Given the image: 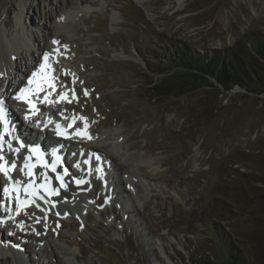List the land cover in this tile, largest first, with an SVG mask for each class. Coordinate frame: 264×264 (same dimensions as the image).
Here are the masks:
<instances>
[{
    "label": "rangeland",
    "instance_id": "1",
    "mask_svg": "<svg viewBox=\"0 0 264 264\" xmlns=\"http://www.w3.org/2000/svg\"><path fill=\"white\" fill-rule=\"evenodd\" d=\"M137 1L92 0L63 23L55 66L68 90L54 108L85 109L101 152L119 149L128 161L141 154L146 175L113 173L120 159L104 161L106 185L93 172L87 193L61 200L76 208L25 213L20 231L31 235L7 237L20 256L0 264H193L195 253L201 264H229V244L244 264H264V92L223 89L169 60L184 46L240 54L264 69L241 42L264 32V0ZM46 5L0 0V30L26 40L15 45L21 64L32 36L49 37L38 27ZM19 53L5 55L12 67Z\"/></svg>",
    "mask_w": 264,
    "mask_h": 264
},
{
    "label": "bare ground",
    "instance_id": "2",
    "mask_svg": "<svg viewBox=\"0 0 264 264\" xmlns=\"http://www.w3.org/2000/svg\"><path fill=\"white\" fill-rule=\"evenodd\" d=\"M47 1H48V5L44 6V9H43V12L41 15V21L44 24L42 25L41 23L40 24L38 23L39 24L38 27L42 28L44 34L48 35L49 37H48V39H46V37L42 36L43 37L42 40L39 41L38 36L37 37L32 36V42L34 44L35 49L29 50L30 52L28 51L29 52L28 54L30 55V58H29L30 62H29V60L27 62L25 60L24 63L21 64V58H23L24 56L26 57V55H24L23 52H21V51H20V53L17 52L18 48L15 47L16 42L23 44L26 40L23 37H18V36L16 38L19 40H17L16 42L10 38H8L10 40H7L6 39L7 35L5 36L4 32H2L0 30V49H1L0 50V74L5 71L3 76L0 75V98H2L5 101L8 100V104L13 102L12 100H10V95L16 93L15 91H17L21 85H24L26 83V80L28 81V84H29V80L33 79L32 74L35 70H38V69H39V71L43 70V68H41V64L45 63V61L49 62L50 60L54 61V59L57 60L60 58V57L56 58L57 56H59L58 50H59L60 56H61L62 45L65 44L66 39H67V33L61 29V26L63 25L64 22L68 21L70 15H73L74 13H77V12L79 13V12L83 11L84 7L92 4V0H56L57 3H55V5L53 6L54 0H47ZM100 1H101V3H104L103 2L104 0H100ZM184 1L185 0H179V4L182 6ZM137 2L141 3L142 1L138 0ZM17 7L14 6V9H16ZM4 12H5V10H4ZM1 15H2V13H1ZM70 17H72V16H70ZM49 19L52 21H48ZM110 19L112 21H114L113 23L118 22V20L114 19L113 16H111V18H109V20ZM47 21L50 22V24L47 25ZM51 22H52V24H51ZM2 25L4 27H7L8 23L2 20ZM12 52H16V54L12 53ZM17 53H19L20 56H15L14 65L12 67L11 64H12L13 57L7 58L6 56L7 55L10 56L11 54L17 55ZM45 54H47V57L45 56ZM2 59L4 60V62ZM7 62H10L11 70L10 69L6 70ZM46 68L48 69L49 72H51L53 74V71L49 66L48 67L46 66ZM50 76H51V74H50ZM52 98H53V96H52V91H51L46 96L45 103L50 104V100ZM14 101L15 102H13V107L15 109L14 108L13 109L16 110L22 116V119L25 121L26 129H23L24 132H25V130H27L28 134L31 133V135L37 136V140H39V137H41V136H46V139L48 141H52V143L54 145L60 144L61 146H63L66 141H70L71 144H74V143L80 144V148L84 149L85 155L83 157L82 156L77 157L76 155L72 157L73 162H75L77 160H78V162H82V164L78 167V169H81L80 171H82V168L86 169V167H84V165H83V161H85V159L87 158V154H89V153H91V154L99 153L100 154L101 149L97 146V144H95L92 141V138L94 136H92V134H90L88 129L84 130V133H86V135H88L86 137H80V134H77V130H79V128H83V127L85 128L86 120H81V121L77 122L76 124L77 125L79 124L78 127L75 126L71 130H65L64 129L67 121L62 122L61 119L54 120L53 125H52V123H46L45 122V123H41L40 127H37L36 124L39 120L38 117L32 116L31 119L25 120L24 114L26 112H29L30 109L28 108L26 110H22L21 107H22V103H24V102L19 103L16 99H14ZM54 101H55V103L58 102L57 96L54 97ZM38 105L40 108L42 107V105L40 103ZM17 106H18V108L16 109ZM56 107H58V106H56ZM14 110H13V114L15 115ZM69 115H71V114H69ZM67 117H68V115H67ZM59 118H62V117L59 116ZM57 124L60 125V130L63 131L65 133V135H57L56 134V125ZM50 127H51V129H52V127H54V129L51 130ZM94 127H95V123H93L91 125V128L93 130H94ZM79 132L81 133L82 131L79 130ZM20 135L24 136V134L21 132H20ZM25 145L27 146L30 144L25 143ZM24 149L25 148H22L20 153H24ZM118 152H119V149L113 148L110 150V152H107L106 155H105V153H103V155L110 161H113L114 158H117V160L120 159V162L116 163V165H115L117 170H115L113 173H116L119 171L118 173H122V174L124 173L125 174L126 172L131 170L132 172L136 173L139 176L146 175L144 173L145 170L143 168H140L139 163H138V161L141 162L143 160V158H141V160H138V158L140 159L141 154H136V156L134 157L135 160L128 161V160H124L125 159L124 157L118 158V156H117V155H119ZM103 155H101V156H103ZM135 161H137V162H135ZM105 168H103V169L105 170ZM72 175L77 177L79 181H81L84 177H86L85 172H80V173L77 172L76 175L74 173ZM0 179H5V176L0 174ZM101 179H104V178L101 177ZM105 182L107 183V181H105ZM134 182H137V180ZM52 183L55 185L56 188L58 186L61 188L63 183H66V182L61 181V183L59 182V185L56 183V181H53ZM67 183L71 187L81 188L80 185L78 186V183L72 181L71 179H68ZM130 183H131V181H130ZM9 187L11 188V185ZM52 190L54 191L53 192V200L51 201L49 199L48 200L49 202L57 201L58 197H63L64 199L65 198L72 199L71 198L72 195H70V193L64 192L62 189H60L59 193H57L55 189H52ZM124 190H126V189L124 188ZM57 194H58V196H57ZM112 196H113V194H112ZM49 197H51V195H49ZM80 198H82V197L78 196V199H80ZM68 206H72V205H70V203H69ZM8 230H11V228L6 229V231H8ZM0 238L3 241V232L1 229H0ZM1 243H3V245L0 244V255H3L4 253H7L11 250V247H9L8 244H5L4 241ZM3 247H5L6 250L3 249Z\"/></svg>",
    "mask_w": 264,
    "mask_h": 264
},
{
    "label": "trees",
    "instance_id": "3",
    "mask_svg": "<svg viewBox=\"0 0 264 264\" xmlns=\"http://www.w3.org/2000/svg\"><path fill=\"white\" fill-rule=\"evenodd\" d=\"M241 42L247 55L252 54L258 57L264 65V32L255 33L253 38L246 35ZM177 49L174 50L172 57L168 56L169 60L178 62L176 65L185 67L187 70L195 69V72H202L209 77H214L223 89L227 90L232 88L233 85H238L247 92L257 93L258 90L254 88V86H257L262 88L261 92H264V69L257 68L249 58H244L240 54L235 55L233 53L228 55L224 54L223 56L218 50H214L211 55H203L199 53L195 54L184 46ZM198 73H195V75H200ZM212 228L215 232L220 233L221 231L217 226H213ZM220 235L223 236L221 233ZM229 248V264H244L241 254L231 244H229ZM197 255L195 253L190 259L193 264H201L198 262L201 256L197 257Z\"/></svg>",
    "mask_w": 264,
    "mask_h": 264
},
{
    "label": "snow or ice",
    "instance_id": "4",
    "mask_svg": "<svg viewBox=\"0 0 264 264\" xmlns=\"http://www.w3.org/2000/svg\"><path fill=\"white\" fill-rule=\"evenodd\" d=\"M45 56L47 57V54H45ZM44 67H45V65L41 64V68H44ZM32 76H33V78H35L37 76V73L33 72ZM33 83H34V80L30 79L29 84L31 85ZM34 91H42V89L39 87L38 84H37V87L35 89L28 88V87L21 88L19 90V92L16 94V96L14 97V99H16V100L26 102V104L28 105V107L30 109V111L28 113H26L24 116L25 120L31 119L32 116L35 114V111H36L35 105L33 104L32 100L29 99V96L32 95V93ZM4 103L5 102L2 99H0V122L5 121ZM80 119L83 120L85 118L80 117ZM36 126L40 127L41 125L39 122H37ZM70 126L71 125H69V127ZM56 134L57 135H65V133L60 130L59 124L56 125ZM77 134H84V133H80L79 130H77ZM3 136H4V134L0 133V173H3V175L6 178H8L10 180L12 179L10 173L12 170L16 169V163H15V161H13L11 165H9L7 163V161L5 160L4 154H3L5 147L7 148L8 152L15 153L17 156L20 155L22 148H26V150L28 151V155L23 157L24 164L20 168V171L22 173H24V175L31 177L34 174L33 169L36 168L37 166H43L44 168L49 167V164L46 162L45 157L41 153L39 146H32V145L26 146L22 141L19 140V137H16L14 134L12 135L11 139H9L5 143ZM52 155L56 156V150L55 149H53ZM34 156L36 159L34 162H32V158ZM57 159H58V157H57ZM51 167H52V170L55 171V163L54 162L51 164ZM65 174H66V170H65ZM57 179H61V177L57 176ZM45 181H47L46 176H45ZM40 187H42V188L46 187V183L44 185H41ZM21 190H23V193L25 194L26 198H27V195L29 193H31V195L35 196L36 191H37L35 185L32 184L31 181L29 182V184L27 186H25L21 181L14 180L12 182L11 188L9 186H5L3 188V191L5 194H8L10 191H11V193L14 194V198L17 201V208H16L17 213H19L21 206H26V204L28 203L27 199H25V200L20 199L19 193Z\"/></svg>",
    "mask_w": 264,
    "mask_h": 264
}]
</instances>
